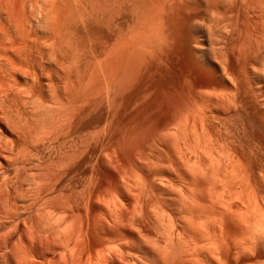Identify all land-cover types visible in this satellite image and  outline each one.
Segmentation results:
<instances>
[{"label": "bare ground", "instance_id": "6f19581e", "mask_svg": "<svg viewBox=\"0 0 264 264\" xmlns=\"http://www.w3.org/2000/svg\"><path fill=\"white\" fill-rule=\"evenodd\" d=\"M41 1L43 4L40 6L45 3L44 10L40 14L35 12L34 17L26 8L27 0H0V264H264V143L262 147L256 145L263 149L262 153L260 149L248 148L247 144L246 147L243 145L245 140L241 143L244 137L238 135L237 128L240 120L248 116L250 122L253 120V124L255 122L264 130V0H194L198 2L201 10L198 12L202 13L206 24L217 25L219 23L216 21H221V27L218 25L220 30L217 29L220 38L214 37V42L209 24L207 27L204 24L205 28L200 24L201 20L196 19L197 16H191L194 21L192 32L195 33L190 47L191 63L202 79L196 88L201 101L193 105L191 113L192 125L189 129L193 141L187 136L190 147V140L193 142L192 148L194 144L193 150L189 147L187 152L191 149L194 159L190 160L191 163L187 159L190 170L185 167L187 161L182 163L184 159L177 160L189 172V177L186 176L189 179H175L179 183L173 181L172 185V182L169 184L170 179L167 183L166 179L158 176L157 180H164L167 185L162 182L151 185L150 182L151 187L133 165L135 170L113 166L117 179L110 185H98V165L94 164L90 153L88 162H85L87 167L83 170L78 165L77 161L81 159L80 155L77 160L79 141L83 136H79L81 132L78 129L82 119L90 116V99L94 96H90L89 100L85 96L87 101L84 100V104H77L80 95L74 102H71L74 98H66L67 103L71 102L72 105L66 106L70 107L68 114L65 112V116L61 115L60 108L65 106L61 88L65 89L72 83H68V80L73 78V72H66L63 68L58 57L61 51L58 53L56 46L58 39L48 37L45 31L48 27L45 24L49 25L53 18L56 21L55 18L59 17L62 11H58L60 7L73 0ZM74 2L81 5L78 0ZM85 18L88 20V17ZM52 24L55 26V22ZM64 28L67 29L66 26ZM116 49L117 52L122 51ZM87 64H90L89 67L87 65L90 68L91 63ZM78 72L79 77L82 74ZM78 83L73 84L76 87ZM64 84L66 86L62 87ZM73 84L70 85L74 87ZM89 86L86 88L89 89ZM64 89L66 96L67 89ZM111 91H108L109 94ZM47 101H52L57 111L56 116L48 113L50 121ZM49 109L52 111L53 106ZM86 129L91 133L89 127ZM178 132V135L182 133ZM95 135L92 136L93 140ZM178 135L173 137L180 138ZM187 137L185 134L184 139ZM241 137L243 139L240 140ZM181 139L182 144L187 140ZM90 140L93 141L92 138ZM86 144L89 145V142L86 141ZM177 144L178 152L183 149L180 147L187 148L180 146L179 142L174 146ZM183 150L184 154H189L185 148ZM152 151L156 152L155 147ZM180 153L174 154L177 159L182 156ZM165 157L168 159L169 155ZM180 162L178 171H183L185 176L186 170L181 168ZM147 164L151 163L148 161ZM179 175L183 177L181 173Z\"/></svg>", "mask_w": 264, "mask_h": 264}, {"label": "rangeland", "instance_id": "374dc122", "mask_svg": "<svg viewBox=\"0 0 264 264\" xmlns=\"http://www.w3.org/2000/svg\"><path fill=\"white\" fill-rule=\"evenodd\" d=\"M35 1L37 3L39 2L37 6H36L37 3ZM70 1H72V0H70ZM74 1H77V0H73L70 3H68V1L65 2L64 5H65V7H67V9L65 7H63L64 5L62 6V8L60 7V9L58 11H61V9H62V11H61V13L58 12V14L60 13L59 17H57L58 15H56V17L58 19L55 18L56 21H54V18H53V22H50L49 25L45 24L46 27L48 26L47 28L45 27L46 28L45 31L47 32L48 37H54V38H56V40L58 39V41H57L58 44L56 46L58 47V50H59L58 53H60V51H61L60 55L62 54L61 56L60 55L58 56L59 58H61L60 59L61 63L64 66V67L63 66L62 67L64 69H66L65 70L66 72H70L71 70L73 72V73L70 72L73 78H71L69 76L70 80H68V83L69 82H72V83H69V85H67V86L64 84L62 87L66 86L67 88H65V89L61 88L62 96L64 98V100H62V101H63V104L65 105V106L62 105L60 108L61 109L60 110L61 115L65 116L66 113L68 114V112H69L68 110L70 109V107L72 105L71 102H74V100L78 97V95H80V97H78L79 100L80 99L81 100L83 99V100L79 101L78 99H76V100H78L77 102H79L77 104H81L82 102L84 104L85 103L84 100H86V99L89 100V98H91L90 96H94V98H95V99L94 98L90 99V103L92 104L93 112L91 110V113H89L90 116H93V115L94 116L90 117V116L86 115L88 118L84 117L82 119V121L80 122L81 126L79 125L80 127L78 129V132L79 133L81 132L79 134V136L80 137L82 135L84 136V134H87V135H85V137L82 136L81 137L82 140L80 139L81 141H79V153H78L77 160L80 159L79 158L80 155H81L82 160L80 159L79 162L77 161L78 165L80 167H82L84 170L87 167L86 163L88 162V157H89L88 153H90L94 164L98 165V166H96V167H98V174H97V179H96L98 185H110V183L111 184L113 182L115 183V181L117 179V174L112 170L114 168L113 166H115V165L118 166V169L123 168L124 170H129V169L135 170V168H136L137 170H135V171H137L141 175V177H143L142 179L145 181L146 180L148 181V182L146 181V183H148L147 185L149 187H151L153 182L164 183L163 179H166L165 181L167 183H168V180L170 179L169 184H170V182H172L171 183L172 185H174V183L176 181L175 179L180 180V181L182 179H185V177L189 175L188 174L189 172L185 169V167L190 170V166H189L190 164L189 165L187 164L188 160L190 162V160L194 159V157L192 156L193 152L191 151V149L193 150V148H194V144H193V148H192L193 139H192L191 132H190L191 131L190 130L191 125H192L191 113L193 112V109H194L193 105L194 104L196 105V104H198V101H201L200 97L197 94L196 88H198V86L201 84L202 79L199 76V74H197V72H195V70L193 69V66L191 63V57H190L191 43L195 38V36H194L195 33L192 32V25H193L194 21L191 18V16H197L196 19L198 21L201 20L200 21L201 25L204 26V24H206V21L204 20L202 13L198 12V11H201V10H199L200 7H199V4H197L198 2H196L194 0H119L120 2L117 1L116 2L117 4H116L115 3L116 0L115 1L114 0H107V1L106 0L105 1H103V0H85V1L84 0H78L79 2H81V5H80L78 3H75ZM94 2H95V4H94ZM66 3H68L69 5H67ZM191 3H193V4H191ZM41 4H43V1H41V0H27L26 8L29 12L32 13V15H34V17H36L37 13L40 14V12L44 10L43 8L45 6V3H44V6L43 5L40 6ZM86 4L88 6H86ZM113 4H114V6H113ZM173 4L175 5V7ZM194 4H196V5H194ZM31 5H33V6H31ZM71 6H73V8ZM76 7H77V9L78 8H81V9L77 10ZM111 7H113V8H111ZM120 7L122 9V12H120L121 11ZM74 8L76 9V12L74 11L75 10ZM64 9H66V10L63 11ZM112 9H114V10H112ZM160 9L163 11H161ZM32 10H35V11L32 12ZM77 11H79V13ZM112 11H113V13H112ZM158 11H159V13H157ZM35 12H37V13H35ZM84 12L86 15L84 14ZM193 12L194 13L196 12L197 15H196V13L194 14ZM68 14H69V16H68ZM76 14H77V16H76ZM163 16H164V18H163ZM85 17H88V20ZM90 17H91V19H90ZM74 18L76 19L75 21H74ZM77 18L79 19L80 22L77 20ZM83 18H84V20H83ZM71 19H73L74 22L71 21ZM160 19L161 20L163 19V20L160 21ZM66 21H67V23L65 24ZM82 21H83V23H82ZM148 21H149V23H148ZM159 21L161 24L159 23ZM163 21H165V23H163ZM217 21H216V23H219V24L215 25V24L211 23L212 24L211 27H210V25H211L210 23H207V24H209V26L206 24V27L208 26L209 30L211 28V31L213 33L212 34L210 31L211 35H213L212 39L214 37L218 38L219 37L218 35L220 34V31H219V33L217 35V29H218V25L221 27V25H220L221 21L220 20H219L220 22L219 21L217 22ZM54 22H55V24H54L55 26H53V24H52ZM57 22H59V23H57ZM75 22H76V24H74V27H73V23H75ZM162 23H163V25H162ZM83 24H85V26H83ZM77 25H79V26H77ZM65 26L67 27V29L64 28V30H63V27H65ZM203 26H200V27H203ZM160 27H161V30H160ZM53 28L56 31H54ZM214 30H215V32H214ZM218 30H220V29H218ZM73 31H75V32H73ZM57 32L59 33V35ZM60 32H62V33H60ZM71 33H74V34H71ZM151 33H152V35H151ZM44 35H46V34H44ZM159 35H161V36H159ZM59 36H60V38H59ZM216 36H218V37H216ZM61 37L64 38L65 41H64V39L62 40ZM74 38H76L75 39L76 41L73 40ZM124 38H125V40H124ZM161 38H162V40H161ZM214 40L215 39H213V41ZM72 41L74 42V44L72 43ZM63 44L65 45V47H64L65 49L62 50V48L64 46ZM67 44H68V46H67ZM118 44L120 46H118ZM215 44H218V43H215ZM60 46H61V49L59 48ZM71 46H73L72 47V48H74L73 50H72ZM121 46H123V47H121ZM115 47L118 48V51L122 50L123 52L122 51L117 52L116 51L117 49ZM67 48H69V49L71 48V49L67 50ZM122 48L123 49L125 48V50H123ZM76 49L78 52L75 51ZM116 52H117V55H116ZM124 53H125V55H124ZM114 54H115V56L113 58ZM78 55H81V56H78ZM63 56H65V57H63ZM64 59H65V61H64ZM131 59H133V60H131ZM77 60H79V62ZM90 61H92V62H90ZM87 63H91L90 68H88L90 64H87ZM49 64H51V63L48 62V66H50ZM78 64H80V65H78ZM87 65H88V67H87ZM69 66L71 67V69ZM142 66H143V68H142ZM94 67H96V70L97 69L98 70L96 71ZM82 68H83V70H82ZM75 69H76V71H75ZM80 69H81V71H80ZM85 69H87V70L85 71ZM113 69H115V70L112 71ZM78 70H79V72H78L79 75H80V73L82 74L79 76L80 78L78 77V74H77ZM92 71H93V73H91ZM74 72H76V73H74ZM87 72H88V74H87ZM112 72H113V75H112ZM116 72L118 75L116 74ZM70 73H68V74H70ZM91 74H93V77ZM84 75H85V79H83ZM86 75H88V76H86ZM90 75H91L92 79L89 78ZM141 75H142V77H141ZM75 76L78 78L76 79ZM94 77H95V79H93ZM113 78H114V81H113ZM131 78H133V79H131ZM81 79H82V81H81ZM106 79H108V80H106ZM135 79L137 81V84L135 83L136 82ZM74 80H75V82H74ZM88 80H89V82H87ZM90 80H92V82ZM77 81L78 82L81 81V82L78 83ZM76 82L78 83V85H76V87H75L74 84H77ZM90 82L92 85L90 84ZM68 83L66 82V84H68ZM110 83H112V84H110ZM70 84H73L75 89H73L74 87L71 86ZM89 84H90V86H89ZM87 85L89 86V89H88V87L86 88ZM121 85H123V86H121ZM127 85L128 86L130 85V86L128 87ZM136 86H137V88H136ZM122 87H124L125 89ZM79 88H80V90H79ZM84 88L87 91L90 90V92L89 91L87 92ZM63 89H64V91L67 89L65 91L66 96H64ZM78 90L80 93L78 92ZM67 91H68V93H67ZM108 91L109 92L111 91V93L109 94ZM82 92L85 93V95H83ZM87 94H89V97ZM70 95H72V96L74 95V96L72 97ZM126 96H127V98H126ZM66 98L68 100H71L73 98L74 99L71 100V102L67 103L68 100H65ZM92 99H93V101H91ZM191 100H192V102H191ZM126 101H127V103H126ZM51 102L47 101L48 110H49L47 112V114L50 113L51 115L54 114L53 116H56V113H55L56 109L54 107L55 105L53 102H52V104H50ZM65 102H66V104H65ZM51 105L53 106L54 111H53V109H52V111L54 113L49 109V107H52ZM67 105L70 107L67 108L66 107ZM84 107H86V106H84ZM99 107H100V109H99ZM65 108H67L66 111H65ZM93 108H95V109H93ZM109 108H112L113 110L109 109ZM116 109H117V111H116ZM118 111H119V113H118ZM114 113H115V115H114ZM50 114H48V116H47L48 119L51 118ZM114 117H115V119H114ZM247 117L248 116L243 117L242 120H240V122H239V126H237V128L239 129L238 135L244 137V139L242 137L240 138V140L243 139V141L241 140V143L242 142L244 143V140H245V143L244 144L242 143L243 145L247 144L248 148L249 147L253 148V149L257 148L256 150L260 151L262 149L261 147L263 146V143H264V132H263L264 130L259 125L257 126V124L255 122L253 124L252 123L253 120H252V122H250L251 121L250 117H248V119H250V120H248ZM92 118H93V120L91 121ZM51 120H53V119H51ZM83 120L86 121V123ZM49 121H50V119H49ZM83 122H84V124H83ZM89 122L91 124H89ZM98 122H100V123H98ZM82 124L85 127L82 126ZM110 125H112V126H110ZM86 127H89V131L91 133L86 132L87 131ZM189 127H190V129H189ZM80 128H83L85 130L83 131V129H80ZM183 128H186V129L183 130ZM187 128H188V130H187ZM102 129L106 132H104V131L101 132ZM198 129H199V127H198ZM243 129H244V131H243ZM261 129L263 131H261ZM175 131H177V132L179 131L178 133H181L180 131H182V133H181L182 135L181 134L178 135L177 132H175ZM188 131L190 132V133H188L190 135L187 134ZM92 132H93V135L89 136V134H92ZM99 132H100V134H98ZM239 132H241L242 134ZM101 133H102V135H101ZM106 134H107V136H106ZM185 134H186V137L188 136L189 139L191 138V140H192V141L190 140L191 147L189 145L188 137L186 138L188 140V142L186 139H184ZM244 134H247V135H244ZM94 135H95V137H94L95 139L93 140L92 136H94ZM173 135H175V136L178 135V137H180V136L183 137V139L186 140V142L188 143V146H187L186 142H184V141H182V142H184L183 144L181 143V140H182L181 137L180 138H176V137L174 138ZM88 136L90 139L92 138L93 141H91L89 138H86ZM113 136H115V137H113ZM84 138H86V139H84ZM100 138H102V139H100ZM245 138H247V139H245ZM110 139H111V141H110ZM179 139H181V140H179ZM99 140H101V142ZM165 140H167V142ZM86 141H87V143L89 142V145L86 144ZM113 141H114V143L112 144ZM201 141H200V145L202 144ZM93 142H96V143L93 144ZM178 142H179L180 146H182V145L187 146V148L186 147H180L181 149L185 148L186 152H187V149L189 147L191 148L188 150V152L191 156L188 154L189 155V157H188V155L186 153L184 154V150L182 149L183 153H182V150H180L181 151L180 154H182V156L178 157V159L176 158L177 156L175 157L174 154H176V152L179 154V152H180V151L178 152V150H179L178 144L174 146V144H176ZM82 143H84V144H82ZM164 143H165V145H163ZM110 144H111V146H110ZM169 144H171V145H169ZM257 144L260 145L261 147L260 146L256 147ZM106 145H107V147H106ZM247 145H246V147H247ZM82 146H83V148H82ZM166 146H168V148H165ZM154 147H155V150L157 153L155 151H152V149H154ZM114 148L118 149V150H115ZM176 148H178V150ZM85 149L87 152L85 151ZM157 149H158V151H157ZM263 149H264V146H263ZM101 150H102V152H101ZM120 150L123 152V154ZM262 150L260 151L261 153H262ZM117 152L119 153L118 155H116ZM105 153H107V154H105ZM84 154H85V156H83ZM146 154H148V155H146ZM150 154H153V155H150ZM168 155L170 158L168 157V159H167V157H165V156H168ZM109 156H110V158H109ZM183 156H185V158ZM103 157H104V159L107 158V160H104ZM116 158L119 159V162ZM152 158H155V159H152ZM161 158L165 159L164 161L166 163L164 161H162ZM171 158H172V160H171ZM173 159H175V160L173 161ZM179 159H180V161H181V159L182 160L184 159L182 161V163H185L184 161H187L185 163V167H183L184 165L180 161H177ZM120 161H122V163ZM130 161H131V163H130ZM148 161L151 164H147ZM175 161L178 162L177 165H176ZM110 162L112 163V165H110ZM179 162L182 166L181 168H183L184 171L186 170L185 172L187 173V175L184 176L183 171H181V172L178 171V166H180V165H178ZM152 163L155 164L154 165L155 167L153 166ZM108 165H110V166H108ZM148 165H150V166H148ZM111 166H112V168H110ZM164 166H167L168 169L170 167L169 171H171V170L172 171L169 172L166 167L164 168ZM99 167L102 168L103 171H102V169H99ZM161 167H163V170ZM171 167H173V168H171ZM157 168H161V169L158 170ZM151 169L153 171H156V169H157V171L153 172V171H151ZM173 170H175V171H173ZM167 171H168V174H167ZM157 172H159V173L162 172L163 175H161L162 173L159 175V173H157ZM178 172L183 175V177L181 175H179L180 177H182L181 179H180V177H178V174H179ZM99 173H100V175H99ZM164 174H166V175H164ZM158 176H162L160 178H163L162 179L163 181H158L157 180L159 178ZM188 177H186V178L189 179ZM153 180H157V181H153ZM173 181H174V183H173ZM150 182H151V185H150ZM166 182L164 183L165 185H167ZM177 182L179 183V181H176V183ZM151 192H149V193H151ZM151 194H153V193H151ZM151 194H149V195H151Z\"/></svg>", "mask_w": 264, "mask_h": 264}]
</instances>
